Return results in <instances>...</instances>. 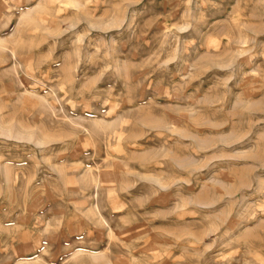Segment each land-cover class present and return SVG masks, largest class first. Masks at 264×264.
Returning <instances> with one entry per match:
<instances>
[{
    "label": "rangeland",
    "instance_id": "1",
    "mask_svg": "<svg viewBox=\"0 0 264 264\" xmlns=\"http://www.w3.org/2000/svg\"><path fill=\"white\" fill-rule=\"evenodd\" d=\"M0 264H264V0H0Z\"/></svg>",
    "mask_w": 264,
    "mask_h": 264
}]
</instances>
